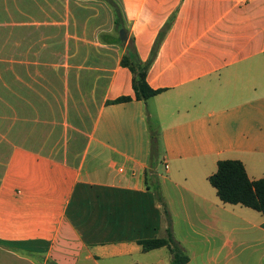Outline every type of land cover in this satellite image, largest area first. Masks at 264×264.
Here are the masks:
<instances>
[{
    "label": "crops",
    "instance_id": "crops-1",
    "mask_svg": "<svg viewBox=\"0 0 264 264\" xmlns=\"http://www.w3.org/2000/svg\"><path fill=\"white\" fill-rule=\"evenodd\" d=\"M95 1L0 6V264H170L139 244L159 224L233 236L214 264H264V216L208 181L221 160L264 178V0H114L142 62L164 30L146 101Z\"/></svg>",
    "mask_w": 264,
    "mask_h": 264
},
{
    "label": "trees",
    "instance_id": "trees-1",
    "mask_svg": "<svg viewBox=\"0 0 264 264\" xmlns=\"http://www.w3.org/2000/svg\"><path fill=\"white\" fill-rule=\"evenodd\" d=\"M111 7L113 14V24L117 32L125 30L122 12L117 3L113 0H106ZM164 30L155 41L154 48L148 61L142 62L137 55L134 44L128 40L126 42V52L122 55L120 65L126 67L132 73V88L135 98L146 101L155 96L160 91L149 87L146 75L152 59L155 56V49L163 36ZM130 101L129 97H119L110 103H124ZM157 133L150 128V149L153 160L157 155ZM210 185L216 190V194L222 203L240 205L259 212L264 216V178L251 181L245 172L240 161L221 160L217 162L216 171L209 176ZM139 244L143 251H150L166 247L171 255L170 264H186L188 256L172 237L169 229L166 230L165 237H155L140 240Z\"/></svg>",
    "mask_w": 264,
    "mask_h": 264
},
{
    "label": "rangeland",
    "instance_id": "rangeland-1",
    "mask_svg": "<svg viewBox=\"0 0 264 264\" xmlns=\"http://www.w3.org/2000/svg\"><path fill=\"white\" fill-rule=\"evenodd\" d=\"M14 1L16 0H0V6H5V4L7 6H11L14 3ZM95 2L97 5H94V10H96L97 13L95 16L96 21L94 22L102 23L103 28L110 29L111 24L108 18L109 15L111 16L113 21V14L110 5L107 3L106 0H96ZM99 4H101V6ZM107 12L109 13L108 15ZM83 31H84L83 32L84 38L89 36H94L96 33L95 29H88ZM97 38L103 44L117 45L118 47L121 48V42L119 40L118 32L115 29L114 24L110 31L99 32ZM81 46L84 47V41H78V48ZM167 222L168 221H166V223ZM178 232L180 234L178 233L177 235L176 233V236L173 235L172 233L171 235L174 239L176 237L177 241L179 242V246L185 249L187 254L190 256L191 258L190 264H214L213 256H214L215 246H217L221 241H224L225 239L229 241H233L232 240L233 236L228 235L226 233L211 234L209 232H206L205 235L200 236L184 228H181V230H178ZM164 236H166V233L163 230V225L159 224L157 228V237H164ZM234 245H236V243H234ZM239 250L243 252L239 259L244 260L246 255L248 256L250 252L254 251V248L251 247V244L245 243L238 248V251ZM254 257L255 254L249 260L253 261Z\"/></svg>",
    "mask_w": 264,
    "mask_h": 264
},
{
    "label": "water",
    "instance_id": "water-1",
    "mask_svg": "<svg viewBox=\"0 0 264 264\" xmlns=\"http://www.w3.org/2000/svg\"><path fill=\"white\" fill-rule=\"evenodd\" d=\"M119 35V39L122 42V44L124 45L126 43L127 40V35L124 29H120L118 32Z\"/></svg>",
    "mask_w": 264,
    "mask_h": 264
}]
</instances>
